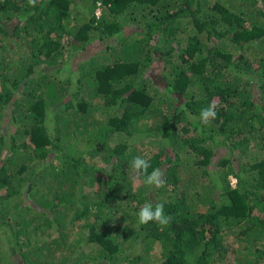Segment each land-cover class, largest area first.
<instances>
[{"label": "trees", "instance_id": "16d2710c", "mask_svg": "<svg viewBox=\"0 0 264 264\" xmlns=\"http://www.w3.org/2000/svg\"><path fill=\"white\" fill-rule=\"evenodd\" d=\"M0 226V264H264V0H0Z\"/></svg>", "mask_w": 264, "mask_h": 264}, {"label": "clouds", "instance_id": "9594fccd", "mask_svg": "<svg viewBox=\"0 0 264 264\" xmlns=\"http://www.w3.org/2000/svg\"><path fill=\"white\" fill-rule=\"evenodd\" d=\"M28 4L35 7L36 0H28ZM215 105H209L206 108H202L200 111V120L202 123L207 124L210 120L216 118ZM131 167L138 173H141L145 179L144 183L157 188L165 185L164 173L159 168H153L149 173L148 169L151 167L149 160H146L143 156H135L131 161ZM231 184L236 186L237 179L234 176H230ZM140 224H147L149 222H156L161 226H167L170 224L172 217L171 215L165 214L164 205L162 203H146L136 213Z\"/></svg>", "mask_w": 264, "mask_h": 264}, {"label": "rangeland", "instance_id": "374dc122", "mask_svg": "<svg viewBox=\"0 0 264 264\" xmlns=\"http://www.w3.org/2000/svg\"><path fill=\"white\" fill-rule=\"evenodd\" d=\"M100 13V11H98V14ZM72 59H75V58H72ZM77 59V58H76ZM81 62V60H77V61H75V63H80ZM115 140H117V139H113V142L115 141ZM0 230L1 231H4V229L2 228V226H0ZM0 239H2L3 241L2 242H0V244H1V246L4 248V246L6 245V236L4 235V234H2L1 236H0ZM8 245L4 248V249H6V252H5V256H6V254L9 252V248L10 247H12V244H9V243H7ZM8 250V251H7Z\"/></svg>", "mask_w": 264, "mask_h": 264}]
</instances>
